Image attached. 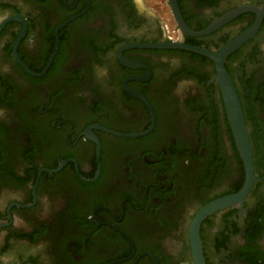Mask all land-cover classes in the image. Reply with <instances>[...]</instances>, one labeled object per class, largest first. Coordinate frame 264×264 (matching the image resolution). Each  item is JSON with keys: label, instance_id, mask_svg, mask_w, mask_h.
<instances>
[{"label": "flooded vegetation", "instance_id": "1", "mask_svg": "<svg viewBox=\"0 0 264 264\" xmlns=\"http://www.w3.org/2000/svg\"><path fill=\"white\" fill-rule=\"evenodd\" d=\"M250 179L206 264H264V0H0V264H201Z\"/></svg>", "mask_w": 264, "mask_h": 264}, {"label": "water", "instance_id": "2", "mask_svg": "<svg viewBox=\"0 0 264 264\" xmlns=\"http://www.w3.org/2000/svg\"><path fill=\"white\" fill-rule=\"evenodd\" d=\"M174 7H175V3H174ZM175 11L177 12V17H179V19H181V15L178 14L179 11H177V8H175ZM180 22H182V20H180ZM234 43H231L229 44L226 48L223 49L222 51V54H224V56H226L228 54V52L231 50V48L234 46ZM189 49H193V50H196V51H201V52H207L206 50L204 49H201V48H198V47H188ZM208 53V52H207ZM215 58H217L218 54H212ZM223 56V57H224ZM223 79H224V83H225V87L227 88V90L229 89V93L232 94V92H235L234 90V87H233V83H232V80L231 78L229 77L226 69L223 70ZM229 100L231 102V108H234L235 112H239V119L238 116L236 118V123H237V128H236V133H237V137H238V140L239 142H244L245 146L248 145V142L246 141L247 140V128L245 126V122H244V119H243V116L241 115V108L240 106L238 105L237 107V95H236V92H235V101H236V104L234 103L233 101V98H232V95H230L229 97ZM247 159L250 160V158L252 157L251 154L249 155H246ZM252 162V161H251ZM252 183V179H250L247 183V187L245 188V190L238 194V195H233V196H229V197H225V198H222V199H218L214 202H212L211 204H209L207 207H205L202 211H201V217L199 215L198 219H197V222H195V225H194V229H193V246H194V252L197 256V260L198 262H200L201 264H206L205 263V260L203 258V247H202V242H201V239H200V235H199V221L200 219L202 218V216L204 214H206L207 212H210L216 208H219V207H222L224 205H228L230 203H232L233 201L237 200V199H240L243 195V193H246V190L249 189L250 185Z\"/></svg>", "mask_w": 264, "mask_h": 264}]
</instances>
